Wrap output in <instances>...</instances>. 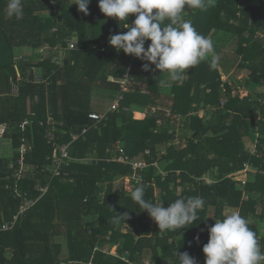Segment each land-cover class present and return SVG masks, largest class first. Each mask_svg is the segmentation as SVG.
I'll use <instances>...</instances> for the list:
<instances>
[{
  "label": "trees",
  "instance_id": "1",
  "mask_svg": "<svg viewBox=\"0 0 264 264\" xmlns=\"http://www.w3.org/2000/svg\"><path fill=\"white\" fill-rule=\"evenodd\" d=\"M72 2L22 0L24 15L17 20L7 16L8 0H0V140L10 142L0 143V264H179L177 252L205 264L208 229L227 208L247 219L264 251V91L258 89L264 78V0L186 7L183 19L216 44L171 82L169 92L163 90L166 73L145 71L146 61L110 46V35L128 29L106 17L99 0H91L87 15ZM134 19L132 14L128 23ZM230 44L234 59L224 52ZM20 47L31 52L18 56ZM130 66L132 84L121 91ZM232 67L239 69L236 77L222 79ZM118 93L127 111L98 123L89 117ZM161 107L180 114L194 133L178 134L180 126L170 125ZM84 128L87 133L69 148L67 178L53 177L47 168L59 153L55 141L69 143L71 133ZM257 128L261 136L255 138ZM245 136L258 141L254 153L246 150ZM9 146L10 155L4 153ZM120 147L150 163L130 191L124 182L133 176L131 164L111 159ZM157 161L165 174L151 165ZM246 164L257 171H247L253 178L243 184ZM212 175L216 180L204 182ZM137 186L147 201L159 197L164 207L189 197L205 204L193 224L159 232L131 199ZM90 217L96 224L88 225ZM8 222L13 226L3 229Z\"/></svg>",
  "mask_w": 264,
  "mask_h": 264
},
{
  "label": "clouds",
  "instance_id": "2",
  "mask_svg": "<svg viewBox=\"0 0 264 264\" xmlns=\"http://www.w3.org/2000/svg\"><path fill=\"white\" fill-rule=\"evenodd\" d=\"M90 2L73 0L72 4L78 5V10L87 15ZM206 3L214 4V0H99V8L106 17L118 20L123 28L128 29L125 33L110 35V46L117 52L122 50L146 61L143 64L145 71L166 73L167 81H162L165 83L180 81L185 70L195 67L214 52L213 42L201 35L191 21L183 19L186 7L204 9ZM132 14L135 19L129 24ZM23 15L22 0H8L7 16L19 20ZM149 40L150 44L145 48ZM217 60L213 54L212 67ZM131 199L140 210H147L158 224L159 232L176 231L193 224L205 204L202 197H189L178 198L164 207L163 203L147 201L142 186L132 190ZM215 220L214 226L208 229L209 241L203 246L205 264H264V251L245 217L233 211L224 214L223 219ZM176 255L179 264H196L187 252H177Z\"/></svg>",
  "mask_w": 264,
  "mask_h": 264
},
{
  "label": "built area",
  "instance_id": "3",
  "mask_svg": "<svg viewBox=\"0 0 264 264\" xmlns=\"http://www.w3.org/2000/svg\"><path fill=\"white\" fill-rule=\"evenodd\" d=\"M119 31L123 30L121 27L118 28ZM71 47H74V42L69 43ZM112 80H114L113 78H111ZM225 80V79H224ZM120 84H121V91H129L130 86L132 84L131 82V66L129 67L127 74L125 75V77L120 80ZM264 91V78L261 82V87H260V91ZM124 96L122 93H118L116 94V96L113 98L112 103L109 107V109L102 111V112H92L89 114V117L95 121V122H102L104 119H106L108 117L109 113L112 112H120V111H127L129 108L128 107H124L122 108L121 102L123 100ZM158 110L157 107H154L151 111L153 113H156ZM165 112V117L166 118H170L171 121L177 122L178 126H180V122L183 123V117L180 114H173L171 110H164ZM196 112H193V115H195ZM163 123V118H159L158 119V124L162 125ZM182 126H184V123L182 124ZM87 128H84L81 132H72L71 136H72V141L66 144H62V145H57V141H55V146L57 147L59 153L58 156L56 157L55 161L53 162L54 164H52V166H49L47 168V170H49L51 172V174L53 175V177H59V176H63V177H67L69 172L67 170L64 171L65 169V165L68 164V161L70 159V153H69V148L71 146V144L77 140L81 135H84L87 133ZM48 139L50 141L54 140V134L52 132H48L47 134ZM176 143H179V139H177ZM25 152V151H23ZM117 155L111 157V159L113 161L119 162V163H123V164H131L132 166V170H133V176L132 178H126L125 179V183H126V187L127 188H131L133 187V181L134 182H140L142 177L140 175V170L145 169L146 167L150 166L149 161L146 158L143 159H133L130 158V156L127 154L126 150L124 149V147H120L117 151ZM165 152V151H164ZM163 152V153H164ZM150 150H146L145 154L148 155L150 154ZM23 158L20 159L19 163L23 164ZM152 166H154L157 170L160 171V173L165 174L163 172V170L160 169V162H153L151 163ZM252 168V166L250 164H246L244 166V169L242 170V172H244L245 174V178L243 180V183H246V177H247V171H249ZM206 179V178H204ZM207 181V179H206ZM207 183H211L210 181H207ZM48 190V186L43 188V193L47 192ZM24 210V208L22 209V211ZM16 219V217H15ZM14 222H8L3 226V229H10L13 226ZM91 264V263H90ZM144 264H150L149 261H145Z\"/></svg>",
  "mask_w": 264,
  "mask_h": 264
},
{
  "label": "rangeland",
  "instance_id": "4",
  "mask_svg": "<svg viewBox=\"0 0 264 264\" xmlns=\"http://www.w3.org/2000/svg\"><path fill=\"white\" fill-rule=\"evenodd\" d=\"M253 1H255V2H257L258 0H253ZM215 39H213V43L214 44H216L215 43ZM231 45V44H230ZM27 51H29V52H31V50H27V48L26 47H20L18 50H17V55L18 56H21V55H24L25 53H27ZM224 52L225 53H229V57H231L232 59H234V45L232 46H229V48H227V49H225L224 50ZM220 70H221V67H220ZM222 72V71H221ZM239 72V69H237V68H235V67H232L231 69H230V73L229 74H227L226 76H224L223 77V79H228V78H230L231 76L232 77H236V75H237V73ZM230 76V77H229ZM241 75H239V77H240ZM234 77V78H235ZM166 81H167V74H166ZM165 84H166V86L163 88V90H164V92H169V88H170V86H171V81H168V82H165ZM258 89H260V88H258ZM240 93H243V94H245L246 93V90H243V91H241ZM234 94H237V92H235ZM107 98V100L105 99L104 101H102V104H101V108L100 109H102L103 111L104 110H107L108 109V107H109V105H110V101L111 100H108V96L106 97ZM110 98V97H109ZM94 106L95 107H97V105H96V101L94 102ZM163 110H171V107H161ZM139 110H143L142 108H140ZM198 114H200V112H198ZM173 122L170 120V125L172 124ZM175 124V123H174ZM182 122H180V127L179 128H177L176 130H177V132H178V134H185V132L187 133L188 132V134L189 135H192L193 133H194V131H192V130H190L189 128H186L185 126H182ZM178 127V126H177ZM173 128V127H172ZM257 133H255V138H256V136L257 137H260L261 136V134H260V132H259V130H258V128H257V131H256ZM252 139V138H251ZM250 138H249V136H245V138H244V142H245V147H246V150L248 151V152H250V153H254L255 151H257V147H256V144H257V142L258 141H256V140H254V139H252L251 140ZM10 143L9 142V140H0V143H3V144H6V143ZM5 154H8V155H10L11 154V147L9 146L8 147V152H4ZM1 154H3V152H2V149H1V147H0V155ZM252 166V165H251ZM253 169V170H252ZM251 169V171H257V167H254V168H252ZM254 175V174H253ZM206 178H207V181H210V182H212V181H214V180H216V177H214L213 175L212 176H206ZM249 177H247L246 178V180L248 179ZM251 178H253L252 176L249 178V180H251ZM207 181H204V182H207ZM131 189H132V187H131ZM130 191V190H129ZM157 201L158 202H160L161 203V201H162V199L161 198H157ZM31 204V203H30ZM29 204V205H30ZM259 208H261V205H259ZM231 212H233V211H231ZM214 213V210L212 209V214ZM215 217V216H214ZM86 220H87V222H88V225H91V224H96V219H94L93 217H90V218H86ZM64 251H67V247H66V245L64 246ZM147 260V259H146ZM151 264V263H150Z\"/></svg>",
  "mask_w": 264,
  "mask_h": 264
},
{
  "label": "crops",
  "instance_id": "5",
  "mask_svg": "<svg viewBox=\"0 0 264 264\" xmlns=\"http://www.w3.org/2000/svg\"><path fill=\"white\" fill-rule=\"evenodd\" d=\"M207 38V37H206ZM207 57V56H206ZM205 57V58H206ZM224 76H226V75H224ZM223 76V77H224ZM223 77H222V79H223ZM182 78H183V76H182ZM111 98V97H110ZM111 154V157H113V156H116L117 155V152L116 151H114V152H112V153H110ZM161 164V163H160ZM50 166H52V165H50ZM28 170H30V168L28 167ZM69 172V171H68ZM63 178H67V177H63ZM39 184V183H38ZM211 184V183H210ZM124 185H125V189L126 190H131V188H127L126 187V183L124 182ZM157 193V192H156ZM158 202V201H157ZM161 203H162V201H161ZM231 211H235V212H239V210H237V209H235V208H227L226 209V213L227 214H230L231 213ZM217 217H216V215H215V217H214V219H216ZM212 222V221H211ZM211 226H214V224L213 223H211ZM146 261H148V260H146Z\"/></svg>",
  "mask_w": 264,
  "mask_h": 264
}]
</instances>
